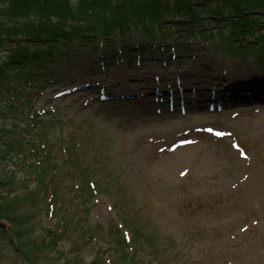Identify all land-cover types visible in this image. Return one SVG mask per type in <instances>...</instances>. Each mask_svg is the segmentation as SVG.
<instances>
[{
    "label": "rangeland",
    "instance_id": "obj_1",
    "mask_svg": "<svg viewBox=\"0 0 264 264\" xmlns=\"http://www.w3.org/2000/svg\"><path fill=\"white\" fill-rule=\"evenodd\" d=\"M77 1L72 0V3ZM208 1L194 0L193 7L201 12L203 9H198L196 2ZM249 1L242 6L249 11L257 10L256 14L262 13L259 7L249 5ZM238 4V0H230L227 7ZM222 12L229 14L228 8ZM32 23V19L12 20L9 28L14 30ZM210 23L211 20L206 19L204 25L213 29ZM174 29L170 37L177 34ZM13 38L0 43V63L9 61L10 52L26 44L21 34ZM127 38L128 42H122L117 35L107 54L113 49L119 52L127 47L129 51L131 47L142 46L140 57H118L114 61L108 59L111 55L102 56L103 47L95 50L77 47L69 53L70 64L48 90L10 97V108L0 104V131L6 129V136H12L14 141L22 138L28 141L36 130L46 133L48 126L55 127L52 131L57 140L69 132H79L84 149L81 154L73 149V154L90 164L95 172L106 167L113 172L120 183L127 214L132 220H141V228L146 227L143 235L157 240L151 247L144 248V252L133 254L137 259L118 264H264V103L239 101L248 102L251 94L253 97L264 92V85H251V79L264 82V74L255 64L256 61L264 69V49L259 43L253 44L248 51L252 56L244 63L221 52L224 42L215 49L217 42H221L216 38L213 44L210 38L177 40L174 44L179 66H176L168 59L173 54V51L167 52L171 49L168 46H172L171 38L162 40L159 36L152 43L141 34ZM165 61H168L167 66L162 65ZM92 69L94 73H90ZM103 69L107 70L106 75H100ZM224 76L227 81L217 80ZM177 78L186 92L180 94L173 89V95L174 98L183 96L187 113H180L178 106L171 113L167 101L155 102V87L159 86L165 93V84L174 85ZM95 82L109 86L108 93L114 100L100 103L94 90L74 91ZM232 84H235L232 89L237 90L234 97L238 101L231 103L220 98L222 110L209 111L212 90L215 89L216 97L227 98L222 92ZM214 85L217 87L213 88ZM242 85L243 89L239 87ZM191 89L195 90L193 94L188 91ZM65 92L70 94L60 95ZM247 93L249 96H243ZM127 95L134 99L128 102L119 99ZM156 108L163 114L157 113ZM53 117L61 125L54 124ZM37 118L40 125L34 128ZM1 139L0 174L10 181L8 184L14 185L16 180L11 172L18 175V182L22 180V171H16L10 159L13 157L8 148L11 142ZM59 147L55 145L54 150ZM72 162L76 167V157ZM60 163L66 164V161ZM95 178L104 183L100 176ZM4 193L3 199L6 190ZM5 200L16 209L13 198ZM93 203V221L107 225L114 216L107 198L99 196ZM45 207L49 212L47 201L42 202L40 211L35 214L34 230L27 229L26 224L20 226L22 245L24 250L30 251L33 264H66L68 261L59 259L57 251L37 243L50 223ZM1 221L6 232L0 231V264H25L19 254L18 239L9 224ZM98 240L100 245L80 250V263L90 264L96 260L103 264L112 259L107 252L108 246H112L109 239ZM66 250L65 247L60 251ZM112 254L117 258L114 249Z\"/></svg>",
    "mask_w": 264,
    "mask_h": 264
},
{
    "label": "trees",
    "instance_id": "obj_2",
    "mask_svg": "<svg viewBox=\"0 0 264 264\" xmlns=\"http://www.w3.org/2000/svg\"><path fill=\"white\" fill-rule=\"evenodd\" d=\"M229 1L196 2V7L203 9L199 12L193 7L194 0H78L76 4L72 0H0V43L13 40L18 34L23 35V41H26L24 46L10 52L9 61L0 63V102L4 100L0 104L10 108V97H21L26 92L45 88L56 72L63 71L70 62L71 52L77 47L83 46L88 50L99 45L112 47L117 35L124 41L129 35L141 34L153 42L158 34L168 38L176 28V41L198 37L200 40L210 38L212 42L216 38V41L236 46L237 40L247 43V47L252 41L264 44V0L248 2L262 10L257 14V10L249 11L242 6L247 0H238L237 6L227 7ZM226 8L227 15L222 12ZM29 19H32V24L14 30L9 28L12 20ZM206 19L211 20L213 29L206 28ZM137 51L129 50L127 55L132 56ZM115 54L111 51L113 57ZM51 119L54 124L61 125L56 117ZM39 125L37 118L34 128ZM54 128L48 126L46 133L36 130L28 141L27 138L14 141L12 136H6V129L0 131V142L1 138L11 142L8 148L13 157L10 159L16 171H22V180L18 182V175L11 172L16 180L14 185L8 184L10 181L0 174V220L9 224L12 234L18 239L21 259L25 264H33L30 251L24 250L22 245L19 228L26 224L27 229L34 230L35 214L46 201L51 206L49 212L44 208L50 223L37 243L57 251L59 259L68 261L66 264H84L80 263V250L100 245L98 238L104 237L112 245L108 246L107 252L112 255L108 264L137 259L138 256L133 254L140 250L144 252V248L151 247L157 240L143 235L146 227L141 228V220H132L127 214L123 192L113 172L108 167L95 172L90 164L73 154V149L77 154L84 149L79 132H69L57 140L52 131ZM57 144L60 147L55 151ZM73 157H76V167L73 166ZM61 161H66V164H61ZM96 175L102 178L103 184L95 180ZM5 190V198L11 197L15 201V210L11 203L1 198ZM97 195L105 196L115 212L107 226L92 220L91 205ZM0 231L6 232L4 229ZM124 231L129 233L128 243ZM65 247L66 252H61ZM113 249L118 254L117 258L112 254ZM90 264L98 262L94 260Z\"/></svg>",
    "mask_w": 264,
    "mask_h": 264
},
{
    "label": "bare ground",
    "instance_id": "obj_3",
    "mask_svg": "<svg viewBox=\"0 0 264 264\" xmlns=\"http://www.w3.org/2000/svg\"><path fill=\"white\" fill-rule=\"evenodd\" d=\"M251 85H261L263 82H257L256 80L254 81V79H251ZM253 92H255V91H253ZM261 95H257V94H255L254 96H253V98L251 97V95L249 96V94L247 93L245 96H249V98L248 99H250V100H252V99H255V100H260V99H264V92L263 93H260Z\"/></svg>",
    "mask_w": 264,
    "mask_h": 264
}]
</instances>
